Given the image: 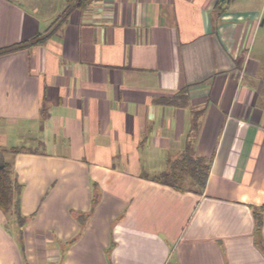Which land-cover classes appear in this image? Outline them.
<instances>
[{"label":"crops","instance_id":"0c3cea01","mask_svg":"<svg viewBox=\"0 0 264 264\" xmlns=\"http://www.w3.org/2000/svg\"><path fill=\"white\" fill-rule=\"evenodd\" d=\"M67 5L0 0V264H264V0Z\"/></svg>","mask_w":264,"mask_h":264},{"label":"trees","instance_id":"16d2710c","mask_svg":"<svg viewBox=\"0 0 264 264\" xmlns=\"http://www.w3.org/2000/svg\"><path fill=\"white\" fill-rule=\"evenodd\" d=\"M90 0H68L66 10L72 8H83ZM24 45V44H23ZM23 45H12L9 48L0 49V53L11 52V50L22 48ZM156 103L167 104L170 106L188 107V94L186 90H179L172 96H163L156 98ZM210 160L205 157H197L191 151H184L177 158L172 159L166 171L155 174L154 179L168 182L176 188H182L183 178L187 177L192 181V189L200 192L206 185V179L209 173ZM20 186L12 176V165L4 159L3 153L0 151V210L5 213L10 210L16 215L19 225L23 223L21 214L19 213L18 192ZM90 213L79 215L78 219L83 222L84 218Z\"/></svg>","mask_w":264,"mask_h":264}]
</instances>
